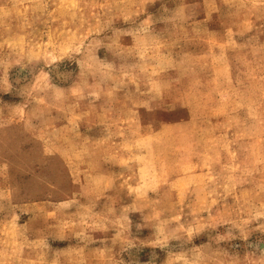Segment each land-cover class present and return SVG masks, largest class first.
Segmentation results:
<instances>
[{
	"label": "rangeland",
	"instance_id": "1",
	"mask_svg": "<svg viewBox=\"0 0 264 264\" xmlns=\"http://www.w3.org/2000/svg\"><path fill=\"white\" fill-rule=\"evenodd\" d=\"M0 264H264V0H0Z\"/></svg>",
	"mask_w": 264,
	"mask_h": 264
}]
</instances>
